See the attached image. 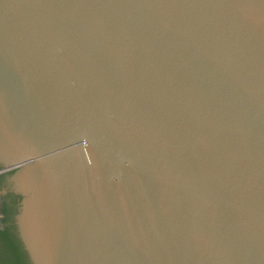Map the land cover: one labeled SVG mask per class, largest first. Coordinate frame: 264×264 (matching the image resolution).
<instances>
[{
    "label": "water",
    "instance_id": "water-1",
    "mask_svg": "<svg viewBox=\"0 0 264 264\" xmlns=\"http://www.w3.org/2000/svg\"><path fill=\"white\" fill-rule=\"evenodd\" d=\"M3 165L32 264H264V0H0Z\"/></svg>",
    "mask_w": 264,
    "mask_h": 264
},
{
    "label": "flooded vegetation",
    "instance_id": "flooded-vegetation-1",
    "mask_svg": "<svg viewBox=\"0 0 264 264\" xmlns=\"http://www.w3.org/2000/svg\"><path fill=\"white\" fill-rule=\"evenodd\" d=\"M4 169V165L0 166V172L2 171L0 174V232L10 233L15 226L16 233L21 240L17 225V215L20 212L22 202L26 196L23 190L20 189L19 179L14 178L15 171H4Z\"/></svg>",
    "mask_w": 264,
    "mask_h": 264
},
{
    "label": "trees",
    "instance_id": "trees-1",
    "mask_svg": "<svg viewBox=\"0 0 264 264\" xmlns=\"http://www.w3.org/2000/svg\"><path fill=\"white\" fill-rule=\"evenodd\" d=\"M0 256V264H31L15 226L10 233L0 232Z\"/></svg>",
    "mask_w": 264,
    "mask_h": 264
}]
</instances>
